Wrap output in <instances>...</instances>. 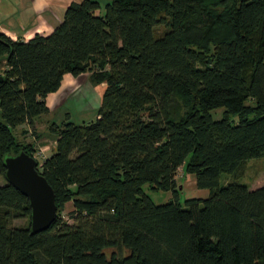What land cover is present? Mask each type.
<instances>
[{"label": "trees", "instance_id": "trees-1", "mask_svg": "<svg viewBox=\"0 0 264 264\" xmlns=\"http://www.w3.org/2000/svg\"><path fill=\"white\" fill-rule=\"evenodd\" d=\"M67 74L106 84L102 105L94 121L53 124L39 161L16 131L36 130ZM0 115V264H264V185L239 183L264 157V0H83L49 36L0 33ZM23 151L56 194L37 234L6 179ZM180 169L210 197L181 203ZM146 184L176 199L156 205Z\"/></svg>", "mask_w": 264, "mask_h": 264}, {"label": "crops", "instance_id": "crops-1", "mask_svg": "<svg viewBox=\"0 0 264 264\" xmlns=\"http://www.w3.org/2000/svg\"><path fill=\"white\" fill-rule=\"evenodd\" d=\"M81 2L83 0H0V33L5 34L14 41L24 42L31 40L37 34L49 36L63 22L67 9L73 3ZM89 82H91L89 74H83L78 78L67 74L61 88L47 97V106L50 113L70 97L79 96L82 85L85 83L90 84ZM91 85L93 84L91 83ZM96 88L100 90L94 103L96 106H101L106 84L98 85ZM41 122L42 119L36 120V130L31 129L29 125H24L19 127L17 131H20L18 136L21 139L36 142L38 150L36 155L38 159L43 161L54 153L57 140L55 137L47 138L42 135V131H40L42 128ZM46 128H48V124ZM24 131H28V133L23 134ZM250 189L255 190L257 188Z\"/></svg>", "mask_w": 264, "mask_h": 264}, {"label": "rangeland", "instance_id": "rangeland-1", "mask_svg": "<svg viewBox=\"0 0 264 264\" xmlns=\"http://www.w3.org/2000/svg\"><path fill=\"white\" fill-rule=\"evenodd\" d=\"M85 80V79H84ZM82 85L81 93L77 97H70L59 106L55 111L47 115H43L39 119H42L41 130L42 135L47 138H54L55 135L51 131L53 124L63 126L67 121L74 122L76 124H83L85 122H91L97 119L98 110L101 106L95 105V100L99 94L98 85H91V82ZM91 85V86H90ZM93 86V88H92ZM92 91V92H90ZM86 94V95H85ZM225 108H220L212 112V116L215 120L222 119L224 116ZM0 121H2L0 115ZM48 124V128L46 125ZM19 135L20 131H16ZM28 138V137H27ZM41 161V159H38ZM244 178L239 183L247 184L250 188H259L264 185V157L249 160L247 162L246 172L243 174ZM178 187V200L181 203H185L187 199L202 198L207 199L211 195V191L208 189H199L196 186L194 176L186 175L182 169H180L177 176ZM232 177L229 174H223L221 178V186H225L228 182H232ZM0 184H4V180L0 178ZM145 192L151 197L156 205H162L174 201L176 194L173 191L155 190L151 184L144 186ZM72 209V204H68L66 215ZM67 219V218H66ZM70 223L72 220L67 219ZM28 219H18L14 221V226H26ZM110 254V251H107Z\"/></svg>", "mask_w": 264, "mask_h": 264}, {"label": "water", "instance_id": "water-1", "mask_svg": "<svg viewBox=\"0 0 264 264\" xmlns=\"http://www.w3.org/2000/svg\"><path fill=\"white\" fill-rule=\"evenodd\" d=\"M5 165L8 182L30 201L32 233L48 230L57 218L58 207L53 187L39 173V162L23 151L7 157Z\"/></svg>", "mask_w": 264, "mask_h": 264}]
</instances>
